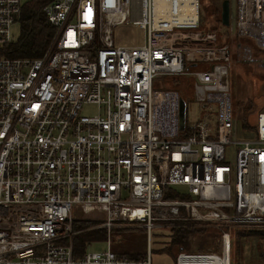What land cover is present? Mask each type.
<instances>
[{
    "label": "built area",
    "instance_id": "1",
    "mask_svg": "<svg viewBox=\"0 0 264 264\" xmlns=\"http://www.w3.org/2000/svg\"><path fill=\"white\" fill-rule=\"evenodd\" d=\"M21 4L0 0V46L12 41ZM198 5L47 0L45 53L0 57V264H150L149 250L74 258L77 211H101L106 230L143 222L148 241L156 226L218 232V251H179L174 264H230L231 231L264 232V111L247 130L239 123L230 165V48L200 30ZM263 13L264 0H236L234 35L261 51ZM120 25L140 29L142 43L116 44ZM167 77L183 78L202 108L189 124L184 113L182 130Z\"/></svg>",
    "mask_w": 264,
    "mask_h": 264
},
{
    "label": "rangeland",
    "instance_id": "2",
    "mask_svg": "<svg viewBox=\"0 0 264 264\" xmlns=\"http://www.w3.org/2000/svg\"><path fill=\"white\" fill-rule=\"evenodd\" d=\"M22 3L30 0H20ZM223 0H199L198 14L200 30L215 29L220 40H224L230 48V71L229 86L231 95V109L234 127L230 137L231 144L226 146V159L232 165V154L234 142L237 137V127L242 120L246 125L251 121L255 114L264 111V52L255 47L252 42L247 40H238L231 31L235 23L236 0L230 2V25H219L217 20L220 18L221 5ZM218 12V13H216ZM230 28V33L226 30ZM19 24L15 23L10 27L11 39L16 40L19 35ZM142 31L131 25H120L114 29L113 37L116 44L123 46H134L142 43ZM239 43V44H238ZM238 46V47H237ZM233 51V56H231ZM201 69L202 66H197ZM187 94L192 96V90L189 84H181ZM253 88V93H252ZM202 108L194 102L188 101L185 106L186 124L200 119ZM96 112L93 107H85L81 114L92 115ZM242 131L247 130L241 128ZM240 136V135H239ZM178 191V188H177ZM97 215V216H96ZM95 216V217H93ZM102 212L83 214L80 211L75 212L72 220L73 224L77 220L90 222L86 229L97 230L102 218ZM118 224V223H115ZM123 226L113 227L106 230L105 240L93 242L87 247V252H102L109 248L115 254L125 255L136 254L145 258L149 253L150 264H174L175 256L178 253L168 252L166 247L175 232L170 228L156 226L150 229L148 241V232L143 227V222L121 223ZM200 228L203 232L198 233L183 243L182 251L187 253L216 252L219 245L215 240L218 232L212 228ZM206 229V230H205ZM77 233V231H74ZM74 233V234H75ZM212 233L217 236L213 239ZM231 235L238 237L236 246L232 243L230 264H264L262 254V243L264 241L263 232H253L235 229ZM73 236V235H72ZM71 236V237H72ZM70 237V239H71Z\"/></svg>",
    "mask_w": 264,
    "mask_h": 264
},
{
    "label": "trees",
    "instance_id": "3",
    "mask_svg": "<svg viewBox=\"0 0 264 264\" xmlns=\"http://www.w3.org/2000/svg\"><path fill=\"white\" fill-rule=\"evenodd\" d=\"M46 3L47 0H30L21 4L20 12L16 20V23L19 24L20 28L19 35L16 40H12L10 43L0 46V57L8 59H32L39 58L45 53L54 35L53 27L48 23L42 12V7ZM217 22L219 25H222L220 18L219 20H217ZM210 30L215 32L217 31L214 28ZM226 32L230 33V29L228 28ZM218 41L219 43H222V40L219 39V36ZM161 81L164 84L165 88L177 90L180 98L185 103H187L190 95L187 94L186 89H183L181 87V84H184L183 78L167 77L162 78ZM241 125L243 128H247L245 120H242ZM89 224L92 223L84 222L82 220H77L73 224V232L77 231V233L73 234L70 239L72 256L74 258L81 257L91 243L99 242L101 240H105L106 238V231L103 229H86ZM172 231H174L175 234L173 237H171L170 242L166 247V249H168V252L172 253L174 251H182L183 243L186 240L198 233L203 232L202 229L195 227L172 228ZM212 235L214 239L216 234L212 233ZM237 242L238 237H236L235 235L233 238L232 236L231 247H233L232 243H234V245L236 246ZM126 256L131 259H140L142 257L136 254H126Z\"/></svg>",
    "mask_w": 264,
    "mask_h": 264
},
{
    "label": "water",
    "instance_id": "4",
    "mask_svg": "<svg viewBox=\"0 0 264 264\" xmlns=\"http://www.w3.org/2000/svg\"><path fill=\"white\" fill-rule=\"evenodd\" d=\"M220 21L223 26L229 25V1L223 0L221 5V12H220ZM193 66H195L193 64ZM184 113H185V105L182 100H180L179 105V128L182 130L184 126Z\"/></svg>",
    "mask_w": 264,
    "mask_h": 264
},
{
    "label": "crops",
    "instance_id": "5",
    "mask_svg": "<svg viewBox=\"0 0 264 264\" xmlns=\"http://www.w3.org/2000/svg\"><path fill=\"white\" fill-rule=\"evenodd\" d=\"M229 11H230V3H229ZM236 16V15H235ZM229 19H230V17H229ZM263 20H264V13H263ZM229 25H230V21H229ZM229 25H228V27H229ZM234 26V25H233ZM231 27V31H234V27ZM230 29V28H229ZM241 41H243V40H241ZM248 41V40H247ZM223 42H225L224 40H222V43ZM239 44V43H238ZM238 47V46H237ZM263 52V51H262ZM231 53V52H230ZM231 56H233V51H232V54H231ZM230 71V70H229ZM252 93H253V88H252ZM87 215V214H86ZM87 250V249H86Z\"/></svg>",
    "mask_w": 264,
    "mask_h": 264
}]
</instances>
